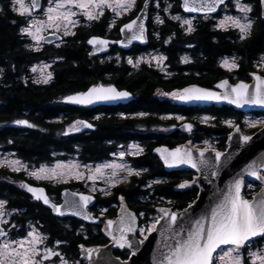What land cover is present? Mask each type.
Instances as JSON below:
<instances>
[{
	"label": "trees",
	"instance_id": "obj_1",
	"mask_svg": "<svg viewBox=\"0 0 264 264\" xmlns=\"http://www.w3.org/2000/svg\"><path fill=\"white\" fill-rule=\"evenodd\" d=\"M170 1L171 11L179 13L178 2ZM246 1L252 3V18L255 23L250 37L243 41L238 39L235 30L225 32L215 29L214 20H205L201 16L195 19L196 31L191 34H188L178 21L169 18L163 12L159 16L164 20L163 24L153 22L151 17L147 25L151 47L163 49V41L169 38L167 44L171 59L176 53L178 54V50L189 51L192 54L191 64L181 66L177 75L168 79H162L155 69L148 68L143 63L129 71L127 67L113 66L111 62L99 63L88 55L86 40L92 35L105 34L107 15L92 22L90 26L79 25L74 29L76 35L66 36L61 43L44 45L39 51L31 50L19 32L20 27L24 26L27 20L12 11L10 2L3 1L0 4V8L3 9V12H0V69H3L0 73L1 148L13 152L25 162L41 163L49 162L57 156H65L66 153L79 152L80 146L83 147L85 157L98 155L97 157L101 158L109 149L106 147L107 139L113 138L116 142H125L127 139L143 140L147 137L149 139L144 140L146 152L134 157V163H147L153 166L156 162V157L151 153L153 146L166 141L163 140L164 138L161 140L157 136H151V132L144 133L141 127L155 124L154 120L113 121L107 118L90 132L65 135L68 129L67 123L88 118L91 111L87 107L66 102L64 97L84 92L94 85L104 84L107 76H104V73L108 72L113 76L112 81L115 86L133 93V101L124 107L132 111H167L177 106L164 101L163 97L166 95L163 93H169L176 88L190 84L211 87L225 78L231 82L248 80L247 73L257 71L255 63L264 54V20L260 19L259 1ZM141 2L142 0H136L134 10L119 23L131 19ZM11 21L16 23L13 24ZM150 29L157 31L153 33ZM109 35L116 37V29ZM225 56L236 57L240 67L232 71L221 67L219 61ZM40 61L49 63L52 78L47 84L35 82L30 71V67ZM259 72L264 76V71ZM193 111L198 115L214 117L206 124L198 123L200 133L197 139L201 141L205 137H214L219 148L225 146L227 134L231 131L229 126L222 124V121L231 120L240 124L242 119V113L226 106L196 107ZM255 114L264 116V113ZM16 120H27L34 127L17 125ZM155 169L157 170V167ZM21 180L36 183L22 172H10L0 166V199L7 200L6 208L13 212L10 220L18 227V230L13 232L14 235L23 236L29 224H35L37 229L49 236V243L58 239L66 242L59 245L60 252L65 258L86 264L79 260L80 245H100L107 242L99 227L84 224L73 218L59 219L53 216L49 209L20 189ZM175 182L177 177L166 178L162 183L147 186L145 180L133 176L128 184L113 188V194L109 197L98 196V202L109 205L116 201L118 194H121L133 208L137 197L143 200L152 193V197H156V200L167 199L171 201L173 210H179L196 197V190L177 193ZM38 184L43 185L54 198H59V191L68 186L46 182ZM136 208L141 207L136 206ZM142 210L147 219L155 212L152 207ZM106 213L114 216L115 208ZM261 242L257 240L256 243ZM114 253L122 259H126L129 255L126 249L115 250Z\"/></svg>",
	"mask_w": 264,
	"mask_h": 264
},
{
	"label": "snow or ice",
	"instance_id": "obj_2",
	"mask_svg": "<svg viewBox=\"0 0 264 264\" xmlns=\"http://www.w3.org/2000/svg\"><path fill=\"white\" fill-rule=\"evenodd\" d=\"M236 10L241 13L240 16L225 15L214 24V28L222 31L237 30L238 39L243 41L250 37L255 20L249 16V13L253 12V6L248 3H242L241 0H232ZM12 11L20 15L21 17H27V22L24 26H21L19 32L23 36L30 37L36 42V46L29 45L31 50L39 51L40 43L44 41L46 37L42 33L46 30H53V35L62 33L59 37L69 35L75 36L76 32L73 29L77 28L80 23V18H85L90 26L91 22L98 21L105 15L106 10H111L115 16L119 17L125 12L131 11L136 6V0H47V7H43L40 0H30V5L26 6L24 0H11ZM147 4V0H145ZM18 5V7H17ZM219 6L227 7L225 0H183L182 7L185 11L202 12L204 19H212V13L217 12ZM169 7H171L169 5ZM260 19L264 20V0H259ZM39 9L43 18H33L34 10ZM168 8H165L167 11ZM0 12L3 9L0 8ZM143 12V9H141ZM171 19L181 21V27L185 28L188 34L196 31L193 24V19L182 18L180 15L172 16ZM156 22L163 24L164 20L159 16L156 17ZM15 24L16 21H11ZM115 26V20L109 23V27ZM121 33H127L126 36L128 43L132 41L146 42V28L140 16L132 19L130 22L123 24L119 29ZM117 43H123L122 41H116ZM169 41H165L168 43ZM89 45L106 47L109 41L98 37H91L87 40ZM59 46V45H57ZM191 46V45H189ZM152 59L161 62L166 60L167 57L160 55L154 56ZM134 61L131 57L128 59V64L138 66L142 62ZM187 63V58H182ZM48 67V65H45ZM221 67L232 71L238 69L240 65L237 63V58L233 57L231 60L224 59ZM258 67L264 69V55L260 57ZM36 71V68H33ZM3 69H0V73ZM52 78V73L49 72L42 81H35L37 83L42 82L47 84ZM254 85H249L243 81L229 85L227 80L221 81L217 87L224 89L222 93L215 91L189 87L184 88L181 91L172 93H163V95H170L174 99L180 101H224L226 100L230 104H234L237 107H243L245 105H253L264 107V76L255 75ZM128 91L117 90L116 87L109 85L107 87L103 85H94L88 88L85 92H79L74 95H68L64 97V100L71 104L76 105H90L96 101H116L124 100L130 97ZM141 116L146 113H140ZM176 119H183V117L177 116ZM214 117H204L203 121L207 122ZM17 125H25L29 128L34 127L27 120H16ZM226 123L232 127V121H226ZM256 122H253L250 126H255ZM93 128L94 125L82 120L75 121L70 125L69 129L65 131V135L68 131H79L80 127ZM182 127L192 132L193 125L191 123L184 124ZM237 131L239 128L237 127ZM231 138V137H230ZM240 141L247 144L252 137L248 135H241ZM208 144V141L204 142ZM156 152L160 153L161 158L168 167H175L178 165H188L191 168L201 170L200 166L208 167L209 162L204 159L207 149H197L200 159L197 160L194 157L193 152L190 149L176 148L169 151L166 148H157ZM143 152V148L138 145H131L127 154L138 155ZM212 152L215 153V160L220 161L222 153L212 148ZM126 155L124 151L119 153L122 158ZM5 162L0 161V166H3ZM7 166L11 167L13 171L19 172L21 169L27 170L26 166L19 160L8 161ZM77 165L66 166L57 163L54 167L48 168L41 165L38 169H34L29 173L37 180L49 179V180H64L69 177L79 178L83 174L75 171ZM264 167V165H262ZM104 169H111V175L109 177L110 186H115L119 182L116 177L118 176V170L125 171L127 176H139L141 171L132 169L125 164L105 163L102 166H97L94 170H91V175L87 178L95 181L98 177L105 175ZM143 171H146L143 170ZM247 175L255 177L256 180L261 181V191L257 196L252 199L245 197L243 188L245 181L242 178H233L231 182L226 185V191L221 193L222 199L219 200L212 209L210 216H201L200 219L195 220L188 229L179 228L173 230L172 226L178 222V213L172 211L170 208L158 209L160 216L154 218L147 227H141L137 229L135 214L128 212L126 209L124 215L120 217V227L117 229L119 235L112 236L113 243L120 248L136 249L139 245H143L148 239V236L157 231V225L162 220L167 222V230L172 231L173 243L167 244V251L160 254L161 258L156 260L155 264H264V246L259 247L253 251V242L264 241V175H262L254 165H248L244 170ZM213 176L217 175L216 172L212 173ZM126 179V177H125ZM195 179L192 183H195ZM159 183V181H154ZM33 198L37 201H42L45 205H49L50 201L47 195L44 193V189L35 188L26 184L21 185ZM183 189L189 187V182L185 181L178 185ZM251 187V185H249ZM105 194H110L106 190L101 189ZM198 198V197H197ZM123 203L124 198L120 197ZM92 201V197L88 195L80 194L79 206L76 204H70V208H77L72 214L76 216H83L85 219L89 218V215L83 211L87 205ZM171 203V201H169ZM8 204L7 200L0 199V264H55L53 257L59 258V264H69V261L64 258L57 248L61 243H66L57 240L55 247H49L46 243L48 237L41 235L35 228L27 231L26 235L19 239H12L9 235L12 229H16V224L11 223L5 219L9 215L6 208ZM52 209L60 216L65 213L61 206L51 204ZM192 207L189 204L188 208ZM188 209L184 210V214L187 215ZM144 213H140L143 216ZM114 224V221L108 220L106 223V229L110 230ZM67 227V225L65 226ZM139 231V234L143 237L134 243L128 238V233H135ZM186 231V235L183 233ZM222 246H229L223 256H214V253ZM81 252L89 260L90 264H94L92 257L93 253L99 252V248H85L80 245ZM245 252L247 255L245 256ZM132 256L136 255L135 251L131 252ZM225 257L228 259L225 260ZM75 264H80L76 261ZM126 264V262H125Z\"/></svg>",
	"mask_w": 264,
	"mask_h": 264
},
{
	"label": "water",
	"instance_id": "obj_3",
	"mask_svg": "<svg viewBox=\"0 0 264 264\" xmlns=\"http://www.w3.org/2000/svg\"><path fill=\"white\" fill-rule=\"evenodd\" d=\"M153 1L154 0H147V4H145V0H142L140 7L135 13V15L131 19L120 24L119 26V29H120L123 26V24L130 22L132 19H135L137 16H140L146 28V33H145L146 42L141 43L140 41H132L131 43H128L127 38H126L128 34L121 33L120 30H119L118 39H110L104 36L92 35V36H89L87 40L95 36L101 39L108 40L109 44L106 47H100V46L94 47L93 45H89L86 40V46L89 49L88 54L90 56H97V55L103 54L109 50V47L111 45H116L118 49L123 50V51H128L133 46H141V47L146 46L148 43V26L147 25H148L149 14H150ZM175 1H179L180 11L185 15H194V16L204 15L202 12L189 13L185 11L184 8L182 7L183 0H175ZM229 1L230 0H225L226 3ZM29 3H30V0H29ZM40 3L42 4V0H40ZM141 9H143V12H141ZM219 10H220V6L217 8L216 13H212L210 15L217 14ZM39 11H40L39 9L34 10L35 13ZM260 11L261 9L259 7V14H260ZM44 36L46 37V39L42 42L45 44L55 43L61 40L59 38L61 37V35L58 33L53 35V32H50ZM116 41H122L123 43H117ZM257 74L261 75L258 72H249L247 74L249 80H237V81L231 82L228 78L221 79L217 81L216 83H214L211 87H205V86H201L198 84H190V85H186L184 87L178 88L177 90L173 92L181 91L184 88L195 86L198 88H203V89L215 91L218 93H222L224 89L217 87V85L221 81L227 80L229 82V85L231 86H234L235 84L241 81L249 85H254L255 83L254 76ZM111 85L116 87L117 90L128 91L131 94L130 97L128 99L116 100V101H96L92 104H99V103L128 104L129 102L133 101L134 96L131 91L127 89H119L114 84H111ZM107 86L109 85H106L105 87ZM163 100L169 102L172 105H176L179 107L226 106V107H231L235 111H238L241 113H250V112L264 113V107L253 106V105H245L243 107H237L234 104L228 103L226 100L224 101H180V100L174 99L170 95L164 97ZM237 127L239 128V131H237ZM91 129L93 128H85L81 126L79 131H68V134L75 133V132H85ZM241 135H248L252 137V139L247 144H244L239 139ZM225 146H226L225 150L216 149L217 151L223 154L220 161L215 160V153L212 152V147H205L207 151L205 152L204 159L209 162V166L208 167L200 166L201 167L200 171H198L197 169L191 168L188 165H178L175 167H168L165 165L163 159L161 158L160 153L156 152L155 149L166 148L169 151H172L176 148L190 149L193 152L194 157L197 160H199L200 157H199V153L197 149H205V148L193 147L191 146V143L187 141L174 148H168L167 146H158L152 150V153L158 157V159L164 165L166 170L184 169V170H191L195 172L193 176V180L195 179L196 182L193 184L197 187L198 191H197L196 197L189 203L192 205V207L189 209L188 208L189 204H188L187 206L179 210H173L170 208L172 211L178 213V222L176 225L172 226L173 230H178L181 227L184 229H188L191 226V224H193L195 220L200 219L201 216H210L211 209L217 203H219L220 199H222L221 193L223 191H226V185L229 182H231L233 178H240L242 176L245 183L248 181H251V182H255L260 185V188L251 196V199L260 193L261 186H262L261 181L256 180L255 177L247 175V173L244 170L248 167V165H254L257 171H259L262 175H264V167H262V165H264V125L258 128L257 130H255L251 134H244L240 130V126L238 124L235 125L234 128L227 135ZM213 172H216L217 175L213 176L212 175ZM22 184H26V185H29L35 188L44 189V193L49 198L50 204L45 205L42 201H37V200L36 201L39 202L43 207L49 209L50 213L53 216L59 219L73 218V219H76L88 225H101V233L106 238L107 242L105 244H100V245H83L85 248H99L100 249L99 252L93 253L92 260L94 264H125V262L126 264H155L156 260L161 258L160 254L162 252L167 251L166 245L173 243V240H172L173 232L167 230V222L166 220H162L161 223L157 225V231L151 233L148 236V239L144 242V244L139 245L138 248L136 249L123 248L122 249L116 246L113 243L112 236L109 234V232H111L113 235H119L117 229L120 227V224H119L120 217L124 215V211L122 209H126L128 212L135 214V212L132 211L128 207L125 200H123V203L121 202L120 197H123V196L119 197L120 206L116 212V216L114 218H107L102 223L101 220L98 217L94 216L92 212L90 211V208L95 203V196L93 194L76 191L68 187H65V188H62L59 192L60 201L55 202L50 197V195L47 193V190L44 186L32 184L27 181L22 182L19 186L20 189L24 191L25 193H27L32 198H33L32 194L29 193L25 188L21 187ZM80 194L88 195L92 197V201L87 205L85 209H83V211L89 215L88 219H85L82 215L81 216L73 215L72 213L74 211H77L78 209L69 207L70 204H76L77 206H79ZM51 204H56L58 206H61L65 214L63 216H60L57 213H55V211L51 207ZM160 208H168V207H163V206L155 207L154 210L159 216H160V213L158 209ZM185 209H188L187 215L184 214ZM108 220L114 221V224L110 230L106 229V223ZM137 224H138V217L136 221V227H137ZM127 235H128V238L132 240L134 243H138V241L142 239L137 236V232L128 233ZM183 235H186V231L183 233ZM223 247H228V246H222L221 248ZM124 249H127L130 252V254L128 255L126 259H122L121 257L117 256L114 253L115 250L122 251ZM132 251L136 252L135 256L131 255ZM79 252H80L79 259L81 261H84L86 264H90L89 260L86 259L85 255L81 252V250H79Z\"/></svg>",
	"mask_w": 264,
	"mask_h": 264
},
{
	"label": "flooded vegetation",
	"instance_id": "obj_4",
	"mask_svg": "<svg viewBox=\"0 0 264 264\" xmlns=\"http://www.w3.org/2000/svg\"><path fill=\"white\" fill-rule=\"evenodd\" d=\"M3 1H6V0H1L0 4ZM7 1L11 3V0H7ZM46 2H47V0H42L43 7L46 4ZM176 2H178V6H179V1H176ZM223 8H224V6L220 7L219 12L216 14L217 16L221 14V12L223 11ZM153 9H154V6L151 7L149 19L151 18V14H152ZM105 15L108 16V13L106 12ZM124 17H126V16H124ZM124 17H122V18H124ZM194 17H196V19H197V17H199V16H194ZM201 17H204V15H202ZM211 17H212V20H214V17L213 16H211ZM122 18L116 20L115 26L111 27V28L109 27V23L111 22V20L109 18H107L105 29H104L105 34L101 35V36H104V37L110 38V39H118L119 38V26H120V24H122L123 22L126 21L125 20V21L119 23V21L122 20ZM25 19H26V17H25ZM81 20H82L81 23L83 24V26H87L90 23L83 18H81ZM117 25H118V27H116ZM115 29H116V37H110L109 33L112 31L114 32ZM150 30L153 33L157 31L156 29H150ZM50 32H53V30L52 31L51 30L45 31L42 35H46ZM58 34H60L62 36V33H58ZM23 37L26 40V44L29 46L30 44H29L28 38H26L25 36H23ZM64 38L65 37H62L61 41H63ZM165 41H169V38H166L163 41V43H162L163 49L159 48V47H156V48L151 47V45L149 43V29H148V43L144 47L133 46L130 50L123 51V50L118 49L116 45H111L107 52L100 54V55H97V56H91V57H94L99 63H105V62L110 63L111 62V64L113 66H117V65L118 66L119 65L125 66L130 71L134 67L131 64L127 63L126 56H129V55L135 56V54H137V53L159 52L161 55L167 57L166 60H163V63L161 66L155 65L152 62H149V63L146 62L143 64H145L148 68L155 69L162 79H168V78H171L173 76H176L177 73L179 72L181 66H188L189 64H191L193 58H192V54L189 51L178 50V54L176 53L171 59L170 50H168L169 45L167 43H165ZM44 45H54V44H43V43H41L40 48L43 47ZM138 47H141V48H138ZM88 51H89V49H88ZM176 52H177V49H176ZM185 57L188 60L187 63H185L182 60V58H185ZM255 70L259 71L256 68V65H255ZM187 71L185 70V72H187ZM251 72H253V71H251ZM105 75H107L106 76V82L102 85L106 86V85L113 84V81H112L113 76L108 72L104 73V76ZM247 79L249 80L248 76H247ZM175 90H177V88L174 89L173 91H175ZM173 91H171L169 93H172ZM126 105H128V104L99 103V104L81 105L82 107H87L91 111L90 117L76 119V120H82V121H85L87 123H90V124L94 125V127H93V129H94L96 127H99L101 125L100 123L107 118H110L113 121H116V120L117 121L118 120L125 121V120L152 119L156 122L155 124L147 125V127L142 126L141 129H143L145 131L144 133L151 132L152 133L151 136H155V137L157 136V137H159V139L164 138L163 140L166 141L165 143H159V144L154 145L152 150L158 146H167L168 148H174V147L181 145L187 141H189L191 143V146L196 147L197 143L201 142L203 139H206V138L207 139H213L214 138V137H205L201 141H198L197 137L199 136V133H200L198 123L199 124H206V123L210 122L211 119L208 120L207 122L200 121L199 117L201 115H198L196 112L193 111L194 108H196V107H179V106H177V107L172 108L171 110H167V111H162V110L132 111L130 108L124 107ZM189 110H191V111L189 112ZM140 113H146V115L141 116ZM251 114H255V112H252ZM243 115H244V113H242V116ZM177 116L183 117V119H176ZM225 121L226 120H223L222 124L223 123L226 124ZM219 122H221V120ZM188 123H191L193 125L192 132H189L182 127V125L188 124ZM233 123L236 125L238 124L236 122H233ZM93 129L82 132V133L90 132ZM131 134H132V132H131ZM149 137H150V135H149ZM148 139L149 138L146 137V138H143V140L127 139L125 142H116L113 138H110L109 140L108 139L106 140L107 141L106 147L109 149L106 148L107 150L105 151V154L101 158L97 157L98 155L85 157L82 146H80L79 152L76 151L73 153H66L64 157L66 158V157H70V156H76L78 158L79 162H81V163H85V164H99L100 163L103 165V163H105L106 161H109L110 163H112V160H114L113 155L115 153H118V151L127 150L128 149L127 146L129 144L135 143V144H138V146H140L141 148H143V152L138 154V155H131V154H127L128 152L124 151L126 153V155L121 158V161H123L124 164L127 165L128 167H131L132 169L141 171V174L137 177L141 180H145V182H147V184H146L147 186H151L153 184H158V183H154V181H159V183H162L165 181L166 178L172 179L173 177H177V182H175L176 184L174 186L175 189L177 190V193H181V192H184L186 190L192 191L195 189L196 194H197L198 189L192 183L193 176H194L195 172H193L191 170H184V169L166 170L164 165L160 162L158 157L152 153V151H151V153L156 157L155 158L156 162L153 163V166H149V164H147V163H142V164L141 163L140 164L134 163V157L145 154L147 147H146V144L144 143V140L147 141ZM152 139L153 138H151V140ZM226 139H227V137H226ZM152 141H154V139ZM225 143H226V141H225ZM225 147L226 146H224L223 148H219L217 143L214 145V148L218 149V150H225ZM197 148H205V147L201 146V147H197ZM154 167L155 168L157 167V170ZM145 169H146V171H143ZM104 170H106V169H104ZM133 176H135V175L127 176V173H126V175H125L126 179L122 183H118V185L111 187V190L109 192L110 194L107 196H104L103 194L98 193V191L93 193L95 196V203L90 208V211L92 212V214L94 216L98 217L102 223L105 219L114 218L116 216V212L120 206L119 197L122 195L118 194L116 201L111 202L109 205L100 204L98 202V199H99L98 196L109 197L110 195L113 194L112 193L113 188H115L117 186H124V185L128 184L130 179ZM185 181L189 182V187H186L183 189L179 188L178 185L181 183H184ZM21 182H23V181L21 180L19 182V184ZM249 183L254 184L256 186L255 190L260 188V185L257 183H254V182H249ZM33 184H38V183H33ZM67 185L68 186H65V187L71 188L73 190L75 189V187H80L81 189L84 188V186L81 183H77V182H70ZM50 196L52 197V199L55 202L60 201L59 198H54V196L52 194H50ZM123 198H124L125 202L127 203L128 207L132 211H134L135 214L137 215V217H138L137 227L138 228L140 227V225H142V222L148 220L147 216L143 212L144 210H142V209H145L146 207L155 208L158 206L171 208V204L169 203V201L167 199L156 200V197H152V193L150 194V196H148L147 198H144L143 200H139L140 198L137 197L136 203L134 204L133 208H131L129 206V202L125 199L124 196H123ZM136 206L139 208L141 207V208L138 209V208H136ZM114 208H115V215L109 216L106 212L111 210V209H114ZM103 210H104V213L102 214L103 216H100L99 213ZM140 213H144V215L140 216ZM9 217H8V220H10ZM63 219H68V218H63ZM10 222L13 223V221H11V220H10ZM33 225L36 227L35 224H33ZM98 227H99V230L101 232V225H98ZM45 235L49 239V236L47 234H45ZM137 236H138V234H137ZM56 241H50V244H52L53 242L55 243ZM59 241L63 242V240H59ZM48 243H49V240H48ZM61 245H62V243H61ZM57 250L61 251L59 247L57 248ZM79 250H80V248H79ZM79 256H80V252H79ZM67 260H69V259H67ZM70 261H73V260H70Z\"/></svg>",
	"mask_w": 264,
	"mask_h": 264
},
{
	"label": "rangeland",
	"instance_id": "obj_5",
	"mask_svg": "<svg viewBox=\"0 0 264 264\" xmlns=\"http://www.w3.org/2000/svg\"><path fill=\"white\" fill-rule=\"evenodd\" d=\"M241 2L242 3H248V4H251L252 5V3L251 2H249V1H246V0H241ZM24 3H25V5L26 6H29L30 4H29V0H24ZM11 4V3H10ZM228 5H227V7L225 8H223V11L221 12V14L220 15H216V16H213L214 17V21H215V23H217L218 22V20L220 19V18H222L223 16H225V15H232V16H240V15H242L241 13H239L237 10H236V8H235V6H234V4H233V2H232V0H230L228 3H227ZM169 5L171 6V7H169ZM11 6H12V4H11ZM153 6H154V9L152 10V15H151V17H153V22H156V17L157 16H160V14H161V12H163L164 14H166L169 18H171L172 16H175V15H180L182 18H186V19H193V24H194V22H195V19H196V17H194V16H187V15H184V14H182V13H173L172 11H171V8H172V2L170 1V0H154V2H153ZM17 7H18V5H17ZM44 7L46 8L47 7V2H46V4L44 5ZM135 8V7H134ZM134 8L132 9V10H134ZM165 8H168V10L167 11H165ZM131 10V11H132ZM131 11H129V12H125V13H123L121 16H119V17H117V16H115V14L111 11V10H106V12L108 13V18L112 21V20H118V19H121L122 17H124V16H128L130 13H131ZM105 12V13H106ZM249 16L252 18L253 16H252V13H249ZM33 18H43L42 17V13L41 12H39V13H34L33 14ZM28 18L26 17V20H27ZM83 19H85V18H83ZM86 20V19H85ZM176 21V20H175ZM82 20H81V18H80V23H79V25H83L82 23ZM180 24H181V21H178ZM185 28H186V26H185ZM51 29H49V30H46V31H50ZM52 31V30H51ZM73 31H74V29H73ZM45 32V31H44ZM43 32V33H44ZM235 32L236 33H238V31L237 30H235ZM42 33V34H43ZM26 38H28V40H29V44L31 45V46H33V47H35L36 46V42L35 41H33L30 37H27V36H25ZM42 43V42H41ZM41 43H40V45H41ZM161 54L159 53V52H152V53H137V54H135V56L133 55V56H126V60L128 61V59H129V57H131L132 59H133V61H134V64H135V62L137 61V60H141V58H143V60H142V62L141 63H149V62H152L153 64H155V65H159V66H161L162 65V63H163V61H161V62H158V61H156V60H154V59H152V57H154V56H160ZM264 55V54H263ZM224 59H229V60H231L232 59V57H224V58H221L220 59V65L222 64V61L224 60ZM259 61L260 60H258V62L256 63V68L259 70V71H264V69H262V68H259L258 67V63H259ZM128 63V62H127ZM140 63V64H141ZM45 65H48V67H45ZM133 66V65H132ZM36 68V71L34 72L33 71V68ZM134 67V66H133ZM136 67V66H135ZM30 71H31V73H32V75H33V79L35 80V81H42L46 76H47V74L49 73V63L48 62H45V61H40V62H37V63H35V64H33L31 67H30ZM208 117V115H201L200 117H199V119H200V121H203V118L204 117ZM77 121V120H76ZM226 121H228V120H226ZM226 121H225V123H226ZM75 121H71V122H69V123H67V127L66 128H69L70 127V125H72L73 123H74ZM253 122H256L255 123V126H258V125H260L261 123H264V117L263 116H248V115H246L244 118H243V123H244V127H243V129L245 130V131H242V132H244V133H246V131H248L249 129H253V128H256L255 126L253 127V126H250ZM227 124V123H226ZM228 125V124H227ZM236 124H234L233 123V126L231 127V128H233L234 126H235ZM0 126H1V124H0ZM229 126V125H228ZM230 127V126H229ZM157 128V127H156ZM242 129V130H243ZM205 141H208V144H205L204 142ZM216 144V141H215V139L213 138V139H203L201 142H198L197 143V145H196V147H201V146H204V147H214V145ZM131 145H138V144H135V143H131V144H129L128 146H127V150H123V151H126V152H129V149H130V146ZM140 147V146H139ZM121 151H118V153H115L114 155H113V157H114V160H112V163H116V164H124V162L123 161H121V157L119 156V153H120ZM13 160H19V161H21V163L23 164V165H25L26 166V168H27V170H24V169H21V171H19V172H22L27 178H29V179H32L34 182H36V183H44V182H46V183H50V184H52V185H57V184H69L70 182H77V183H81L83 186H84V188H80V187H75V189L74 190H77V191H83V192H87V193H95V192H97L98 191V193H101V194H103L104 196H107V195H109V194H105V192H103V191H101V189H104V190H106V192H110V190H111V187H113V186H110V184H109V177H110V175H111V169H106V170H104V172H105V175L104 176H102V177H98L95 181H93V180H89L87 177L89 176V175H91L92 173H91V171H90V169L91 170H94L97 166H102V164H85V163H81V162H79V160H78V158L76 157V156H70V157H64V156H57V158H55V159H52L51 161H49V162H41V163H33V162H25V161H23L22 159H20L19 157H17L13 152H9V151H6V150H4V149H2L1 148V146H0V161H3V162H5V164L3 165V166H1V167H5V168H7L10 172H15V173H19V172H16V171H13L12 170V168L11 167H8L7 166V162L8 161H13ZM57 163H60V164H63V165H66V166H72V165H77L78 167L75 169V171H78V172H80V173H82L83 175L81 176V177H79V178H75V177H69V178H66V179H64V180H49V179H40V180H37V179H35L34 177H32L31 175H29V173L31 172V171H33L34 169H38L41 165H43V166H45V167H48V168H52V167H54ZM105 163H110L109 161H106ZM105 163H103V165L105 164ZM118 172H119V174H118V176L116 177V179L119 181V182H117L115 185H118V183H122L124 180H125V175H126V172L125 171H122V170H118ZM20 182V181H19ZM249 185H251V187H249ZM255 185L254 184H251V183H247V185H246V190L248 191V192H252L253 190H255ZM8 210V212H9V215L8 216H6L5 217V219H7L8 220V217L13 213L11 210H9V209H7ZM104 213V210L103 211H101L99 214H100V216H103L102 214ZM152 214V213H151ZM10 218V217H9ZM149 219L148 220H146V221H144V222H142V225H140L141 227H147L148 226V224H150L151 222H152V220L154 219V218H159V215L156 213V212H154V214L153 215H151L150 217H148ZM10 221V220H9ZM29 225H31L32 226V228H35L41 235H43V236H46L42 231H40L39 229H37L34 225H32V224H29ZM140 227V228H141ZM32 228H30L29 226L26 228V230H25V234L24 235H26V233H27V231H30V230H32ZM18 230V227H16V229H12L11 231H10V233H9V235H10V237L12 238V239H19V238H21V237H23V236H18V235H14V233L16 232ZM14 232V233H13ZM47 237V236H46ZM3 238H0V240H2ZM46 243H47V245L49 246V247H55V243L53 242L52 244H50V243H48V240L46 241ZM261 246H264V241H262L260 244H255V245H253L252 246V250L253 251H255V250H257L259 247H261ZM227 249H228V247H226L225 249H222L221 250V252H220V256H223L224 255V252H226L227 251ZM58 251V250H57ZM247 253V252H246ZM65 258V257H64ZM53 259V261L55 262V264H59V258H57V257H53L52 258ZM66 259V258H65ZM228 258L227 257H225V260H227ZM67 260V259H66ZM69 261V264H75V262H76V260H73V261H70V260H68ZM78 261V260H77Z\"/></svg>",
	"mask_w": 264,
	"mask_h": 264
},
{
	"label": "built area",
	"instance_id": "obj_6",
	"mask_svg": "<svg viewBox=\"0 0 264 264\" xmlns=\"http://www.w3.org/2000/svg\"><path fill=\"white\" fill-rule=\"evenodd\" d=\"M263 123H261L260 125H258V126H261ZM220 252L221 251H219L217 254H215V256H217V257H220Z\"/></svg>",
	"mask_w": 264,
	"mask_h": 264
}]
</instances>
